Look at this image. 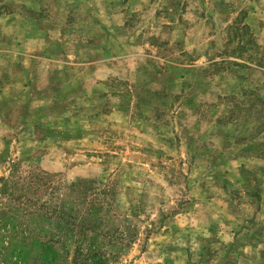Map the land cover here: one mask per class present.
<instances>
[{
  "label": "rangeland",
  "instance_id": "obj_1",
  "mask_svg": "<svg viewBox=\"0 0 264 264\" xmlns=\"http://www.w3.org/2000/svg\"><path fill=\"white\" fill-rule=\"evenodd\" d=\"M0 27V264H78L58 225L94 197L82 264H264L200 205L264 196V0H0ZM34 33L52 48L24 54Z\"/></svg>",
  "mask_w": 264,
  "mask_h": 264
},
{
  "label": "crops",
  "instance_id": "obj_2",
  "mask_svg": "<svg viewBox=\"0 0 264 264\" xmlns=\"http://www.w3.org/2000/svg\"><path fill=\"white\" fill-rule=\"evenodd\" d=\"M27 3V1H26ZM2 21H4L3 29L4 32H7V28L9 27V33L12 29V24L14 23V16L7 15V17ZM1 28V27H0ZM1 32V30H0ZM3 32V33H4ZM8 33V32H7ZM5 37V34H3V39ZM22 42L20 43V47L23 50L24 54H41L44 49L47 47L48 49L52 48L53 41L51 42L46 37L44 38L41 33H34L33 35L25 36L22 38ZM45 41L46 46L43 48V42ZM1 42V38H0ZM1 44V43H0ZM237 169L233 170V175H236ZM235 183L238 182L237 177L232 176ZM223 190V189H222ZM263 193V191H262ZM214 195L211 197H208V194L204 195L202 193V197H200V205L201 207H208L210 210V224L208 225L210 230V227L213 225L212 222H215L217 226V233H219V237L226 236L227 238V246L234 245V242H236V239L241 241L240 247L243 250H246L248 252H254L256 248L258 247L259 250L264 246V241L253 239L251 236V233L249 232L250 229L245 227L243 224L247 222L246 218H250L249 221L252 219H255L258 215H262V208L263 206H260L264 201V196L262 195L261 199L255 198H247L250 195H247L245 193L244 198H242V201L238 203V201L235 200L234 197L228 195L226 192L221 190H214ZM260 200V201H259ZM255 206L256 208H253ZM258 211V212H257ZM248 223V222H247ZM192 231H195L193 233L194 238H196L195 247L197 245H200V247L203 246V242H201V239L203 240L202 236H199V232L197 229H192ZM202 231V230H201ZM200 231V232H201ZM215 236V235H214ZM240 237H243L244 239H241ZM246 237V239H245ZM218 240V238H217ZM220 244H222L220 242ZM191 245V244H189Z\"/></svg>",
  "mask_w": 264,
  "mask_h": 264
},
{
  "label": "trees",
  "instance_id": "obj_3",
  "mask_svg": "<svg viewBox=\"0 0 264 264\" xmlns=\"http://www.w3.org/2000/svg\"><path fill=\"white\" fill-rule=\"evenodd\" d=\"M78 185H81L82 187H84L85 182L80 183ZM78 185L76 183H72L71 189L75 188ZM35 190H34V192H35ZM79 195H80V197H82L85 200L84 202H86L87 195L83 191H79ZM87 203H88V206H90V209H92V210L89 209L87 211V213L89 214L88 216H90L89 220L86 217H82L80 219H77V217L75 215H69L68 218H70L71 220L68 219L64 225H58L59 234L62 233L63 236L67 235V237H72V236L77 235L78 237L81 238V240L78 239V241L80 242V245L76 250V251H78V254H77V258L75 260L78 264L84 263L83 261H85L90 256H101L104 253L100 250H95V249L94 250L91 249L90 251L84 250L81 246L83 245L85 240L89 241L92 238H95L96 235H98L100 233L101 228L105 227V224L108 223V220H109V218H103V216L100 213H98L99 208L102 204H100V202L98 203V201H95V197L90 199L89 201H87ZM63 207H65V206L63 205ZM96 208L98 209V211H95ZM27 209L28 208H25V210H26L25 214L26 215H35L37 213L36 211L35 212L34 211H28ZM77 211H80V210L78 209ZM61 212H62V214H66L65 209L61 210ZM37 216L38 217H44L45 214L40 213V214H37ZM61 219L65 220L67 218L61 217ZM21 232L23 233L24 231H21ZM38 235L40 236V234L36 233L34 229H28L27 232H24V234L22 235L23 236L22 239L24 241L25 238H27V239L29 238V240H27V242L29 244L37 245V243H36L37 239L32 240V238L33 237L36 238V236H38ZM14 236H16V235H14ZM54 242H58V241H54Z\"/></svg>",
  "mask_w": 264,
  "mask_h": 264
}]
</instances>
